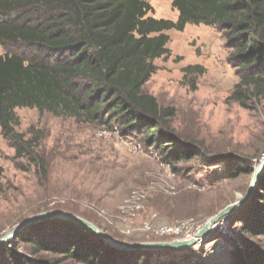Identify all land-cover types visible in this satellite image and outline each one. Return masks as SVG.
Here are the masks:
<instances>
[{
    "label": "rangeland",
    "instance_id": "rangeland-1",
    "mask_svg": "<svg viewBox=\"0 0 264 264\" xmlns=\"http://www.w3.org/2000/svg\"><path fill=\"white\" fill-rule=\"evenodd\" d=\"M171 1L148 0V16L176 21ZM166 35L170 55L154 61L157 71L143 92L161 109L174 110L169 129L194 144L198 155L171 166L140 131L16 109L14 131L29 148L17 156L14 142L0 130V237L34 215L59 211L90 222L120 244L180 242L245 197L264 161V83L261 93L251 86L241 106L229 97L245 73L230 60L233 52L221 32L187 25ZM10 50L26 56L30 51L0 45V55ZM192 66L201 72H183ZM234 161L247 167L229 177ZM248 203L216 221L197 240V248L155 250L145 254L144 264H230L236 249L264 250V237H245L242 225L234 222L244 217ZM174 226L179 235L159 234ZM28 228L20 234L27 235ZM42 231L35 240L47 239L53 230ZM9 243L3 247L10 248ZM15 245L23 264H75L61 254L35 253L23 242Z\"/></svg>",
    "mask_w": 264,
    "mask_h": 264
},
{
    "label": "trees",
    "instance_id": "trees-1",
    "mask_svg": "<svg viewBox=\"0 0 264 264\" xmlns=\"http://www.w3.org/2000/svg\"><path fill=\"white\" fill-rule=\"evenodd\" d=\"M171 7L176 21L149 17L148 0H0V45L30 50L27 56L11 50L0 55V130L14 142L16 155L22 156L29 142L14 131V111L27 108L140 131L171 166L197 156L194 144L169 129L174 110L161 109L143 92L157 71L154 61L170 55L166 33L182 32L187 25L221 32L233 52L230 60L245 73L229 98L244 106L251 86L257 93L263 90L264 0H172ZM192 71L201 69L183 70ZM231 164L229 177L247 167L242 161ZM246 208L244 217L234 219L242 225L241 234L264 237V169ZM46 227L53 230L47 239L35 240ZM10 242V248L0 246V264L5 258L23 264L15 254L17 242L75 264H144L145 254L155 252L118 251L87 229L60 220L29 226L27 235ZM230 264H264V250L236 249Z\"/></svg>",
    "mask_w": 264,
    "mask_h": 264
},
{
    "label": "water",
    "instance_id": "water-1",
    "mask_svg": "<svg viewBox=\"0 0 264 264\" xmlns=\"http://www.w3.org/2000/svg\"><path fill=\"white\" fill-rule=\"evenodd\" d=\"M263 169H264V161L256 167L254 174L252 176L250 187L245 197H243L238 204L230 205L225 209H223L216 217L209 220L203 226V228L198 232V234L195 235V237L189 240H183L180 242L120 244L109 238L107 235H105L103 232L97 229V227H95L93 224L82 218L75 217L73 215L64 212L50 211V212H44L34 215L26 220H23L13 230L6 233L4 236L0 237V246L6 245L9 241L16 238L23 230H25L29 226L45 221L60 220V221H67L87 229L89 232H91L93 235H95L97 238L103 241V243L106 246L116 250H121V251L186 250L189 249L191 246H193L198 239L202 238L208 232L211 226L215 224L216 221L223 218L224 216L230 215L232 212L242 207L247 202H249L251 198H253L254 193L258 186L259 176Z\"/></svg>",
    "mask_w": 264,
    "mask_h": 264
},
{
    "label": "built area",
    "instance_id": "built-area-1",
    "mask_svg": "<svg viewBox=\"0 0 264 264\" xmlns=\"http://www.w3.org/2000/svg\"><path fill=\"white\" fill-rule=\"evenodd\" d=\"M179 233H180V229L178 228V227H164V228H161L160 230H159V234L160 235H170V234H175V235H179ZM191 238H193V237H191V236H189V235H187V236H185L184 238H182V240H189V239H191ZM176 241H178V239L176 240ZM201 245V242L199 241L197 244H195V248H197L198 246H200Z\"/></svg>",
    "mask_w": 264,
    "mask_h": 264
}]
</instances>
